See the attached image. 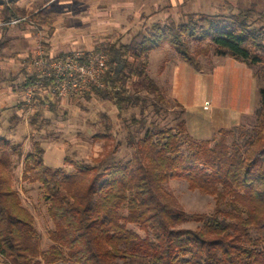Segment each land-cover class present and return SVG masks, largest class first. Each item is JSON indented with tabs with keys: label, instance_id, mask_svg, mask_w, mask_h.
Returning a JSON list of instances; mask_svg holds the SVG:
<instances>
[{
	"label": "trees",
	"instance_id": "obj_1",
	"mask_svg": "<svg viewBox=\"0 0 264 264\" xmlns=\"http://www.w3.org/2000/svg\"><path fill=\"white\" fill-rule=\"evenodd\" d=\"M16 2L2 6V22L24 17ZM223 19L194 13L179 24H152L138 33L139 41L95 49L106 57L103 86L84 99L93 96L111 103L117 118L142 104L139 87L163 102L147 66L149 53L166 43L196 71L198 56L211 52L264 70V30L251 29L236 17L229 24ZM191 41L206 44L192 51ZM259 93L251 131L237 126L197 141L180 120L175 127L146 129L137 140L130 134L127 143L134 153L125 161L105 162L106 155L88 163L65 155L63 166L54 168L46 163L41 144L34 142L22 160L21 180L37 184L46 204L53 225L46 249L41 248L33 215L12 186L11 156L20 161L21 149L0 138L1 264H264V86ZM56 105L50 104L48 111L54 113ZM41 116L36 111L30 125ZM132 123L143 124L135 119ZM93 138L107 139L99 134ZM170 180L211 196L213 212L185 213L164 188ZM188 222L199 226L181 227Z\"/></svg>",
	"mask_w": 264,
	"mask_h": 264
},
{
	"label": "rangeland",
	"instance_id": "obj_2",
	"mask_svg": "<svg viewBox=\"0 0 264 264\" xmlns=\"http://www.w3.org/2000/svg\"><path fill=\"white\" fill-rule=\"evenodd\" d=\"M2 1L4 0H0ZM47 1L50 0H40L34 7L29 6L33 0L21 2V7L29 10L28 14L24 13V17H20L24 20L16 25L0 27V35H3L0 38V138L21 149L20 161L16 160V155L11 156V182L19 194L22 206L34 217L42 249L50 244L48 231L53 225L38 185L21 180L22 160L32 150L34 142L51 153L47 158L55 167L62 165L65 155L88 163L106 155L105 162L125 161L134 153V148L127 143L130 134L137 140L146 129L175 127L178 121L184 120L181 105L187 107L188 112L191 108L201 111L203 105L228 103L231 92L230 81L225 76L228 64L226 59L216 60L217 56L212 52L207 56L200 55L198 60L201 70L196 71L181 62L166 43L149 53L147 66V73L158 86L163 102L139 87L137 95L142 99V104L128 109L117 118L116 109L107 101L93 96L88 100L71 98L57 101L49 89L43 86L34 93L35 105L28 107L23 102L24 90L21 85L29 79L30 74L26 72L23 63L32 60L37 49L48 57L74 51L90 52L86 44L78 42L74 46L77 48L73 50L53 53L48 46L49 35L46 29L49 28L52 32L51 26L59 17H78L82 23L70 20L65 25L67 23L68 28L76 30L83 23H88L89 26L82 27L80 31L95 33L94 45L90 48L92 50L102 49L110 44L128 45L133 40L139 41L138 33L147 32L154 23L179 24L194 13L221 15L227 24L236 17L251 29L264 30V0H51L45 6ZM34 16H37V20L32 19ZM87 19L89 22L85 21ZM15 31L31 35L32 44L24 54L21 42L7 37V34ZM205 44L191 41L190 48L194 51L203 48ZM247 68L248 72L254 74L255 88L250 91L254 110L243 118L239 126L251 131L255 127V111L260 106L259 88L264 86V70L260 66L247 65ZM132 81L136 79L132 78ZM50 104H57L54 113L48 111ZM36 111H41L42 116L32 127L30 120ZM133 119L143 122L142 126L133 124ZM105 126H110V130H106ZM96 134L107 139L95 140L93 136ZM164 188L187 214H210L214 210L215 202L211 196L190 191L184 181L170 180L165 183ZM198 226L194 222L181 225L188 229ZM128 227L142 235L134 226Z\"/></svg>",
	"mask_w": 264,
	"mask_h": 264
},
{
	"label": "crops",
	"instance_id": "obj_3",
	"mask_svg": "<svg viewBox=\"0 0 264 264\" xmlns=\"http://www.w3.org/2000/svg\"><path fill=\"white\" fill-rule=\"evenodd\" d=\"M9 1L10 0L8 1L4 0L0 2V9L3 5H7ZM23 1L25 0H19V2L17 1L18 2L17 7L25 14H28L29 10H25V8H22L20 5L21 2ZM34 1L37 0H33V2L29 6L32 7L37 6L40 0H38V2H34ZM50 1H47V3H45V6ZM70 20L72 21L74 20L79 23H82L80 18L78 17H76L75 19L71 17L67 19H63L59 17L58 20L54 23V25L51 26L53 28L52 32H50L49 28L46 29L49 35L48 46L50 47L51 51L53 53L54 52L56 53V52L73 50L77 48L74 46H76L78 42H82L83 44H86V47L89 48L88 51H94L95 49L94 50L90 49L93 48L92 46L94 45L95 33L91 31L94 29H91L90 33L87 32L84 33L80 31L82 27L85 28L89 26L88 23H86V25L83 23L82 27L76 30L74 29L71 30L70 28H68L69 25H67V23L65 25V22L69 23ZM88 20L89 19L85 21L89 22ZM91 28L94 27L92 26ZM17 29L20 28L17 27ZM15 32H13L12 34L6 33L7 37L19 40L22 46V52H23L22 54H24L27 50L30 49V46L32 44L31 35L24 31H17L16 33ZM1 35L0 38H2L3 36ZM220 58L226 59V61H228L227 70H226L227 72L225 75L227 80L230 81L231 84L230 85L231 92L228 97L229 100L228 103L227 102L213 103L211 105L208 104L207 106L203 105L201 111H198L196 108H191L190 112H188L189 109L187 107L185 108L184 105H181L183 109L182 111L184 113L183 116L186 125V130L189 136L197 141L208 140L211 138V136L214 133H216L221 129L229 130L239 126L243 118L247 115H250L254 110L253 102L251 101V97H250V91L255 88L254 74L248 72L247 65L244 63L236 62L228 57H217L216 60H219ZM172 78L174 79V77ZM44 150H45L44 159L46 163L50 164V166L52 167H55L51 164L52 162L49 161V158H47V156H50L51 153L46 149ZM63 159L61 161L62 165L55 168H60L63 166Z\"/></svg>",
	"mask_w": 264,
	"mask_h": 264
},
{
	"label": "built area",
	"instance_id": "obj_4",
	"mask_svg": "<svg viewBox=\"0 0 264 264\" xmlns=\"http://www.w3.org/2000/svg\"><path fill=\"white\" fill-rule=\"evenodd\" d=\"M24 19L18 18L9 22L0 20V27L16 25ZM32 81L24 88L23 102L26 106H34V93L43 82L52 81L49 89L57 101L77 98L84 99L91 94L93 88H101L100 76L106 68V57L103 53L69 52L56 57H48L37 49L35 56L28 63H23Z\"/></svg>",
	"mask_w": 264,
	"mask_h": 264
}]
</instances>
